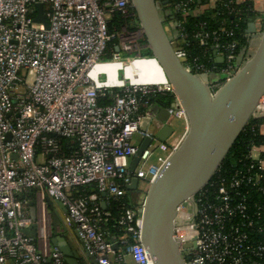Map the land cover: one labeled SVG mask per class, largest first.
I'll return each mask as SVG.
<instances>
[{
  "label": "built area",
  "instance_id": "1",
  "mask_svg": "<svg viewBox=\"0 0 264 264\" xmlns=\"http://www.w3.org/2000/svg\"><path fill=\"white\" fill-rule=\"evenodd\" d=\"M157 2L171 12L173 22L165 29L176 56L187 71L208 78V92L214 96L238 71L239 56L246 60L253 51L257 34L245 33L249 43L242 55V51L235 53V41L218 45L221 36L233 35L231 30L238 23L212 36L193 34L199 46L212 50L218 67H207L189 59L182 47L188 45L186 19L202 11L196 0ZM206 3L212 8L222 6L231 18L240 13L234 0ZM36 4L43 6L47 28L34 21ZM115 13L124 23L118 31L109 32L107 22ZM134 34L135 43L130 38ZM112 41H116L113 49L109 48ZM138 47L148 49L131 0H0V264H66L58 248L40 251L37 234L32 237L25 232L32 224L25 198L29 191H39L62 204L66 214L62 227L75 229L85 255L95 264H153L140 242L138 211L149 186L180 144L187 118L165 77L163 82L141 84L125 76L124 62L138 57L124 54ZM113 65L120 68L110 74ZM165 96L171 98L167 107L150 102ZM161 107L168 114L166 123L157 118L156 109ZM255 112L264 115V96ZM178 123L181 130L175 132ZM165 124L173 132L161 142L156 134ZM134 135L138 145L131 144ZM60 139L73 140L75 149L65 153ZM146 139L152 143L130 172L131 160ZM261 146L251 144L246 155L256 170L235 171L225 181L216 175L218 168L193 202H182L176 208L179 224L174 237L188 264H264ZM133 178L138 181L133 206L121 208L116 218L129 240L110 242L97 225L110 219L103 203L72 197L71 191L94 185L104 196L118 198ZM242 188L247 191L240 193ZM209 189H214L213 204L207 202ZM252 194L261 198L258 203L249 202ZM35 225L37 233L36 219ZM192 243L195 247H183Z\"/></svg>",
  "mask_w": 264,
  "mask_h": 264
},
{
  "label": "water",
  "instance_id": "2",
  "mask_svg": "<svg viewBox=\"0 0 264 264\" xmlns=\"http://www.w3.org/2000/svg\"><path fill=\"white\" fill-rule=\"evenodd\" d=\"M131 3L151 58L172 85L187 118V130L180 144L149 186L144 204L138 211L141 217L140 242L153 264H188L174 237L175 227L179 224L176 208L182 202H193L194 196L209 183L250 119L264 117L255 112L259 100L264 96V13L258 18L252 15L246 19V33L257 34L252 42L253 51L246 60L241 61L242 57L239 56L238 71L211 97L207 88L208 78L187 71L176 56L157 0H131ZM42 8V4H36L34 21L47 28ZM164 15L172 19L170 10H166ZM172 34H175V30H172ZM115 50L118 51V48ZM216 62L221 64L222 59L218 58ZM156 114L159 121L166 123L168 114L165 108L156 109ZM172 132V127L165 124L156 138L163 142ZM150 143L152 141L146 139L138 148L131 160L130 172L134 171L141 153ZM137 182L133 178L126 189L136 190ZM58 204L65 211L62 204ZM48 207L53 234L50 246L59 249L66 264H78V256L72 252L71 244L56 232L62 226L57 211L50 203ZM28 213L32 224L25 232L35 237L32 201L28 202ZM112 247L116 250L117 244ZM183 247L195 245L192 243Z\"/></svg>",
  "mask_w": 264,
  "mask_h": 264
},
{
  "label": "trees",
  "instance_id": "3",
  "mask_svg": "<svg viewBox=\"0 0 264 264\" xmlns=\"http://www.w3.org/2000/svg\"><path fill=\"white\" fill-rule=\"evenodd\" d=\"M197 1H200V4H197ZM206 1L207 0H196V5L201 7V13L186 19L183 27L185 29L186 35L188 36V45H183L182 47L189 54V59H196L197 62L202 63L207 67L217 68L218 66L214 63L213 58L211 57L212 50L210 46H199L197 42L192 39V35L199 32L212 36L213 34H219L220 28L224 27L227 29L232 22L238 23V28L231 30L233 35L229 38H224L221 36V38H219L218 45H226L227 43L235 41L237 42L235 53L239 54L249 43V38L245 36L247 28L246 19L249 16H254L257 12L253 10V6L250 1L243 0L237 2V0H234L236 3H238L234 8L240 13L234 15V17L231 18V15L225 13V9L222 6L212 8L206 3ZM165 7L166 6H164L162 9V15L164 16V26H167L173 22V19H170L164 15V12L167 10ZM123 23L124 21L117 13H115L108 20L107 29L109 32H116L121 28ZM114 45H116V41L110 42L109 48L113 49ZM143 56L151 57L148 49L144 50ZM153 63L155 62L152 59H150L146 64H144L142 61H139L138 63V60H135L125 68L132 70L137 75L144 76L148 74V64ZM150 102L156 107H167L171 103V98L168 96L156 97L152 98ZM262 122L263 118L250 119L247 126L233 144L226 158L221 163L219 171L216 174L219 176V178L229 181L235 171H245L246 168L256 170L254 164L246 159V155L251 144H264V137L260 134ZM60 140L65 153L68 154L75 149L76 144L73 140ZM123 191V196L118 198L102 196V194L97 191L94 185L76 187L71 191L72 197L86 198L89 201L99 200L101 203H103L102 208L104 211L110 213V219H108L106 222H100L97 225L99 230L105 234V238L110 242L119 243V241L123 238H127L129 240V235L124 232L122 227L117 225L116 218L118 217L121 208H131L133 206V198L136 196V193L135 190L130 191L126 188H124ZM246 191V188L240 189V193H245ZM248 192L251 193L253 191ZM207 197V202L211 204L216 202L214 199V189H209ZM260 199L261 198L255 194H252L250 199L248 198L249 202L252 204L258 203Z\"/></svg>",
  "mask_w": 264,
  "mask_h": 264
},
{
  "label": "crops",
  "instance_id": "4",
  "mask_svg": "<svg viewBox=\"0 0 264 264\" xmlns=\"http://www.w3.org/2000/svg\"><path fill=\"white\" fill-rule=\"evenodd\" d=\"M248 1L252 3L253 9L257 13H264V0H248ZM122 67L125 68L124 66ZM111 71L109 72L110 74H115V72H111ZM262 118H263V122L260 127V134L264 137V117ZM260 153H261V158L263 159L262 165L264 168V144H262L260 148ZM25 198H27L28 201L33 202V206L35 209V219L37 224L36 234L38 236L37 238L38 248L40 251L46 252L52 248V246H50V239L53 237L52 217L49 212L48 203H50L53 209L57 211L61 224L65 219V215H66L65 211H63V209L58 206L59 205L58 203H60L59 201H55L50 198H47L45 194L39 191H29L26 193ZM56 232L57 234L63 235L65 239L68 241V243L71 244L72 252H75L76 255L78 256L77 258L78 264H94L93 259L85 255L81 243L78 240L76 231L73 227L64 228L61 226V228L60 229L58 228Z\"/></svg>",
  "mask_w": 264,
  "mask_h": 264
},
{
  "label": "bare ground",
  "instance_id": "5",
  "mask_svg": "<svg viewBox=\"0 0 264 264\" xmlns=\"http://www.w3.org/2000/svg\"><path fill=\"white\" fill-rule=\"evenodd\" d=\"M139 61H142L144 62V64H146L148 63L149 59L146 60L144 58L140 59L138 60V63ZM118 68H120L119 65L110 66V71L112 70L111 72H115ZM147 69H148V74L144 76L137 75L132 70L126 68H124V71H125V76L127 78H130L132 81L137 83L151 84V83L163 82L164 76L156 62L153 64H148Z\"/></svg>",
  "mask_w": 264,
  "mask_h": 264
},
{
  "label": "rangeland",
  "instance_id": "6",
  "mask_svg": "<svg viewBox=\"0 0 264 264\" xmlns=\"http://www.w3.org/2000/svg\"><path fill=\"white\" fill-rule=\"evenodd\" d=\"M129 31H134V30H132V29H130ZM135 37H137L136 36V34H134V35H132L130 38H131V41H133V43H135L134 42V39H135ZM144 50H146V48H137V50H133V51H131L130 52V54H124L125 55V57L126 56H128V57H138V59L137 60H140L139 58H143L144 56H143V53H144ZM129 55H131V56H129ZM120 58H124V56H123V54H121L120 55ZM146 60V59H145ZM150 60V59H149ZM128 61H126V62H124L125 64L124 65H129V64H131L132 62H134V61H131V60H129V62L127 63ZM114 77V76H113ZM180 126H179V123H178V125L177 124H175V132H180V128H179ZM132 143H134V144H136V145H138V140H137V137L134 135V137L132 138V140H131V144ZM160 154V153H159ZM139 186L141 187L142 185L141 184H139ZM129 264H131V263H129Z\"/></svg>",
  "mask_w": 264,
  "mask_h": 264
},
{
  "label": "flooded vegetation",
  "instance_id": "7",
  "mask_svg": "<svg viewBox=\"0 0 264 264\" xmlns=\"http://www.w3.org/2000/svg\"><path fill=\"white\" fill-rule=\"evenodd\" d=\"M162 9H163V7H162V6H160V10H161V12H162Z\"/></svg>",
  "mask_w": 264,
  "mask_h": 264
}]
</instances>
